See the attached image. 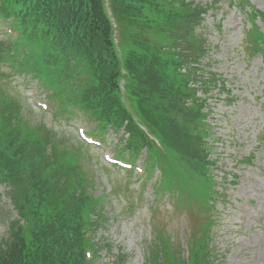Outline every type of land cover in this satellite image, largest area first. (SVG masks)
<instances>
[{
	"label": "trees",
	"instance_id": "trees-1",
	"mask_svg": "<svg viewBox=\"0 0 264 264\" xmlns=\"http://www.w3.org/2000/svg\"><path fill=\"white\" fill-rule=\"evenodd\" d=\"M199 14L185 0H0V182L14 186L11 195L17 205V217L9 221L7 237L0 240V264H92L87 250L96 259L103 246L111 248L108 241L91 239V228L98 227L96 215L104 217L105 212L93 194L96 183L89 184V173L83 170L87 144L62 139L41 119L24 118L23 102L2 84L13 73L38 80L54 108L53 118L68 122L81 112L99 138L105 139L107 130L120 134L118 158L134 162L144 152L147 168H160L158 187L168 189L177 203L194 202L192 197L200 193L201 206L213 214L211 169L216 159L206 143L212 131L205 122L206 101L193 87L198 83L196 73L204 69L189 64L206 50L193 25ZM248 15L253 51L264 58V37L255 24L258 16L264 24V13ZM9 31H15L14 36ZM189 49L191 57L186 56ZM5 67L11 71L5 72ZM212 85L208 77L200 90ZM21 135L26 145L19 140ZM48 143L57 158L55 168L64 171L59 176L67 186L62 197L74 194L77 200L72 207L51 193L53 186L47 189L54 183L51 175L39 180L27 175L28 164L34 172L32 161L41 159L30 147ZM66 170L75 172L69 176ZM209 228L202 243L193 245L178 264L213 263L216 254ZM152 248L146 251L145 264L159 255ZM177 253L171 264H177L175 258L181 260L182 252ZM117 258L124 264L122 254Z\"/></svg>",
	"mask_w": 264,
	"mask_h": 264
},
{
	"label": "rangeland",
	"instance_id": "rangeland-1",
	"mask_svg": "<svg viewBox=\"0 0 264 264\" xmlns=\"http://www.w3.org/2000/svg\"><path fill=\"white\" fill-rule=\"evenodd\" d=\"M185 1L198 8L200 14L193 25L200 44L206 48L189 64L204 69L196 73L198 83L193 87L205 99L209 113L211 158L216 159L211 175L216 182L218 200L213 203L211 216L201 206L200 193L187 206L175 200L172 206L175 198L168 189L152 188L159 176L158 168L146 177L144 152L134 161L131 176L110 167L106 157H115L120 134L107 130L106 138L101 137L104 142L88 144L89 156L82 158L89 184L96 183L94 197L104 204L105 212L104 217L96 215L98 227L91 228V239L111 244V248L103 246L96 259L91 255L92 264H120L117 258L120 254L125 258L124 264H145L149 246H153L150 251L155 248L159 255L147 264H171L169 261L179 254L177 251L182 252L181 260L173 259L178 264L187 259L193 245L202 243V234L211 226L212 243L219 255L212 264H264V58L259 51H253L248 15L264 13V0H247L245 5L239 0ZM255 24L263 40L264 24L259 16ZM192 55L189 49L186 56ZM3 70L11 71L7 67ZM208 77L213 85L200 90ZM2 84L9 94L23 102L24 118L31 119L30 122L41 119L62 139H80V129L89 133L94 128L84 117L68 118V122L53 118L51 102L36 78L29 74L13 73ZM43 103L46 108L40 105ZM19 140L24 145L28 143L23 135ZM29 151L41 159L32 161V166L36 164L34 172L28 164L27 175L32 174L38 180L51 175L54 183L47 189L53 186L51 193L69 207L74 206L77 202L74 194L66 199L62 197L67 186L59 176L64 171L55 168L57 158L51 145L33 146ZM248 157L250 161H246ZM66 172L71 176L75 171ZM193 173L191 168L192 176ZM13 187L0 182V240L7 237L9 221L17 217V205L11 195ZM74 192L77 194L76 186ZM87 220L90 222V217Z\"/></svg>",
	"mask_w": 264,
	"mask_h": 264
},
{
	"label": "clouds",
	"instance_id": "clouds-1",
	"mask_svg": "<svg viewBox=\"0 0 264 264\" xmlns=\"http://www.w3.org/2000/svg\"><path fill=\"white\" fill-rule=\"evenodd\" d=\"M212 212H213V210H212ZM210 240H211V246H212V249L215 251V254H216V256L215 257H218L219 255H218V253L216 252V250L214 249V246H213V239H211V237H210ZM214 259V258H213Z\"/></svg>",
	"mask_w": 264,
	"mask_h": 264
}]
</instances>
